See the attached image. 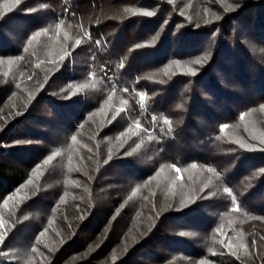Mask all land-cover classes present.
Returning a JSON list of instances; mask_svg holds the SVG:
<instances>
[{
    "label": "trees",
    "instance_id": "obj_1",
    "mask_svg": "<svg viewBox=\"0 0 264 264\" xmlns=\"http://www.w3.org/2000/svg\"><path fill=\"white\" fill-rule=\"evenodd\" d=\"M141 10L152 11L154 15L144 16ZM64 30L74 32L72 38L83 39L86 50L82 53L88 58L79 64L77 61L83 57L80 50L76 47L70 51L57 40L56 45H62L53 60L45 62V75L61 68L56 81L68 88L71 81L74 85L78 81H82L81 85L92 84L87 73H99L113 92L132 97L125 112L132 115L134 124L141 126V118H148L157 137V144L151 150L159 158L156 165L150 163L152 166L144 167L142 175L135 173L139 168L136 161L123 154V157L116 155L119 152L111 160L120 161L105 174H120L126 178L122 182H135L134 189H139V195L140 184L157 178L161 169H171L169 174L173 175L172 170L179 168L191 185L196 182L201 185V176L211 173L217 187L214 191L202 190L203 198L197 197L186 211L184 207L181 213H171L177 212L173 211L177 206L173 203L171 209L165 210L170 212L165 213V216L170 214L167 218L178 220L174 225L196 233L198 238L194 243L170 238L171 235L159 229L157 220L149 235L131 232L127 237L124 233L127 228L122 230L120 224L123 221L130 224L128 214L103 215L94 209L81 224H75L78 226L65 242L43 249L44 264H173L172 251L192 264H264V149L251 150L254 144L249 142L251 139L245 140L252 120L264 116V57L257 55L258 52L264 55V0H0V61L16 60L22 65L33 51V39L40 36L65 39ZM9 33L11 39L23 42L17 47L12 43L11 47ZM249 39H255L257 46L249 48ZM210 47L215 49V58L197 64L199 68L206 67L201 74L170 76L168 72L176 62L185 65L195 61ZM62 56H67L66 60L58 61ZM73 67L75 73H71ZM32 76V81L42 80ZM12 83L9 80L7 85L1 84L8 94L1 95L0 87V110L12 107L7 100L18 99L11 94L16 84ZM200 85L207 98H202ZM236 86L241 90L239 93L233 91ZM86 89L69 92L71 98L67 101L59 95L38 94L35 100L0 112L3 115L0 124L4 126L0 127V210L8 196L28 182L30 168L44 157L45 153L38 156L32 147L26 149L30 140L42 139L55 148L57 143L51 140L54 133L62 132L67 138L65 143L73 142L72 137L89 123L99 96L94 97L91 89ZM141 95L145 97L143 101ZM91 100L94 103L90 104ZM131 103L135 104L130 107ZM44 104L49 105L55 117L41 119L43 131L38 133L30 127L39 123L36 118L33 122L31 113L37 115ZM225 124L228 128L222 131ZM111 126L109 131L118 135L128 134L131 129L124 121ZM47 127L54 132H46ZM234 136H239L236 142ZM24 150L30 153L27 159L21 155ZM204 150L208 152L204 154ZM223 154H227L225 162L220 161ZM225 188L229 191L225 192ZM37 194L23 207L24 212L27 208H38L35 214L39 219L32 218L30 222L31 226L37 223L29 236L31 250L34 246L39 248L37 241L51 232L49 223L57 212L54 210L59 204H69L56 203L59 195L45 199ZM130 197L133 198L127 195ZM47 207L53 209L48 217L44 213ZM167 221L162 222L166 225ZM15 222L20 232L22 225L19 220ZM64 222L61 218L59 225L63 227ZM31 226L26 229L31 230ZM115 233L125 236L120 238ZM200 234L207 238L205 245L199 243ZM173 242H183L180 244L183 246L173 250L170 247ZM242 245L247 247V253Z\"/></svg>",
    "mask_w": 264,
    "mask_h": 264
},
{
    "label": "rangeland",
    "instance_id": "obj_2",
    "mask_svg": "<svg viewBox=\"0 0 264 264\" xmlns=\"http://www.w3.org/2000/svg\"><path fill=\"white\" fill-rule=\"evenodd\" d=\"M9 8L11 7H7L6 9ZM7 14L8 13H6V15ZM243 33L245 34L246 32L243 31ZM63 35L65 39H51V37L46 38L44 36H40L39 39H33V51H30V54L27 55L26 58L27 62L22 65L16 62V60L0 61L1 95H4L5 93L8 94V92L5 91L6 89L2 88L1 84L5 83V85H7V81L11 80L13 85L14 83L17 85V87L15 85L12 86L11 94L12 96L17 95L13 98H18L12 99L10 97L11 99H9V101L7 100V103H11L12 107H7V109L5 108L4 110L1 109L0 112L2 113L19 106V103L21 102L25 104L35 100L38 94H50L53 96L59 95L61 97L63 96V100L67 101L71 98L70 93H77L80 88L83 89V91H86V87H88L93 92L91 95L93 94L94 97L99 96L96 98L95 103L91 100L92 102H90V104L94 103L92 110L95 111L92 113L93 115L90 116L91 118L89 123H85L87 125H84V128L80 130L73 142L69 140V142L65 143L64 139L67 138L65 135H62V132H56L54 133V137H51L53 144L57 143L58 147L55 148L54 146H51V144L44 142L42 139L29 141V145L26 149L32 147L31 149L34 150L38 156L45 153L44 157L46 158L41 157V160L37 161L35 167L30 168L31 174L29 175L28 182L10 194L2 205L0 210V222H2L3 227L0 228V234L4 236V240L0 243V264H44L45 255L43 249L47 246L48 248H53L57 244H60L62 240L65 242L67 237L70 236V233L75 230V226L81 224L86 215L90 214L94 209L95 211L98 210V212H103V215L112 213L125 216V214H128V216H130V224H127V221H123L120 224L122 226V230L127 228L126 232H124L125 235L132 232L136 235L138 234L140 236L141 234V236L145 237L151 233V226L153 223L156 224L155 220H157L160 221L159 229L162 228L163 232L171 235L172 237L169 236L170 238H182V241L188 240L194 243L196 238H198L196 233L191 232V229L189 230L186 227L183 228L174 225V223L178 222V220L175 218L171 220L167 218L170 214L165 216V213L170 212L165 210L169 208L171 209L173 203V206L177 205L175 208L176 210L173 211L177 212L171 213L176 215L179 211V213H181V209H184V207V211H186L188 206L191 207L197 197L203 198L202 190L206 191L212 188V191H214L217 185H215L213 183L214 181L211 180L213 178L212 174L209 173L203 177L201 176V178H203L201 185L198 182L191 185L184 179L182 172L177 173L175 169L172 170V175L169 174L171 169H161L158 175H156L157 178L154 177L144 183L140 182V195L139 189H134L135 182H122L121 179L126 178L120 174H105L111 167L114 166V164L120 161L116 160L114 162L111 160L115 157L114 154L119 152L116 155L121 154L120 157H123V154L128 157V159L135 160L137 166H139L137 172L135 173L142 175V169L151 165L150 163L156 165L157 159L159 158L153 153V150H151V146L157 144V137L153 134V130L150 125L151 123L148 118L145 119L142 117L141 124H143V126L140 125L139 128L136 127L137 123L134 124V119L130 118L132 115H127L125 112L126 106L133 100L132 97L127 94L113 92L108 82L99 73L98 75L94 72L92 74L87 73V78L91 79L92 84L85 82L83 86L80 84L82 81H78L76 85H74V82L71 81V83L67 86L68 88L63 87L61 82L56 81L57 73L62 72L61 68L58 71L53 70L49 76L45 75V62L53 60L57 48H59L62 44H65L66 46L64 47L68 48L70 51H75L76 47L80 50L83 57L77 61L79 64L82 65L84 59L87 57L82 53V50H86V44H84L83 39H78L76 37L72 38L74 35V32L72 31L70 32L64 30ZM10 36L11 34L9 33L10 39H8V41L11 47L12 43H14V47H17L16 45H18V43L23 42L11 39ZM57 40H60V43L62 44L56 45ZM77 40H80L79 45L76 44ZM249 40L251 41V43L247 44L249 48L253 47L254 44L257 46V41L255 39ZM3 49L7 50L6 47H3ZM214 52L215 49L210 47L209 51L203 55L207 57L206 63L214 61ZM257 55L264 57V55L259 54V52ZM66 57L67 56L63 57V60L60 59L58 61L63 62L66 60ZM201 57L197 59H200ZM184 64L185 65H183V63L176 64L175 67L168 72L170 76L175 77L185 74L191 75L189 69L194 70L195 74L198 72L201 74V70L206 69V67L199 68L194 61L185 62ZM74 67L71 73H75ZM16 74L21 75L20 77L18 76V78ZM214 74H216L215 71ZM32 75H34V77L39 76L42 80L32 81ZM253 78L257 77L253 75ZM3 79L8 80L6 81ZM28 82H30V84ZM198 90L202 94V98H207L205 97L207 95L202 85L198 87ZM17 91H21V93H17ZM233 91L234 93H239L241 90L238 86H236L233 88ZM187 99L191 102V94H188ZM134 104L135 103H131L130 107ZM196 111H198L197 103L195 104V111L193 112L196 113ZM31 115H33V122L39 120L38 124L34 123L30 126L33 128V131H37L38 133L43 131L41 119L47 120L46 117H55L50 113V108L47 104L40 106L37 110V115L33 113H31ZM2 116L3 115H0V118L3 120ZM261 116L262 117L260 119L255 117L250 123L249 128H247L249 131V137L245 138V140L249 141L248 139H251L249 142L254 144H252L254 147L251 149L254 151H262V148L264 149V143L261 142L264 141V116L263 114H261ZM135 117L137 118V116ZM121 121L126 122L127 126H130L131 128L128 131V134H123L124 138L123 135H118L109 131L112 127L111 123L117 124L121 123ZM1 122H3L4 125L7 123V121ZM1 126L3 125L0 124V127ZM221 127L222 131H224L227 130L228 125L225 124ZM125 130H127V128H125ZM45 131L54 132L53 129H48V127L47 129L45 128ZM229 134H233V131ZM234 137L235 138H233V140L236 142L237 137ZM238 139L239 136L237 140ZM249 142L247 143L249 144ZM237 143L239 146L242 145L240 142ZM247 143L243 144L246 145ZM137 145H139V147H137ZM26 152L27 150H24V153L21 154L25 159L30 156V153ZM203 152L205 154L208 151L204 150ZM226 155L227 154H223V160H220L221 162H225L227 160ZM49 156H52V159L45 164L44 161L47 160ZM216 156H219V153H216ZM109 157H111V159H109ZM201 159L203 160L202 157ZM150 183L151 185H149ZM37 193L44 195L45 199H49L52 195H59L55 201L56 203L69 202V204H63L62 206L59 204L57 208H60H56L54 210V213L56 210L57 212L55 214L53 213L54 216L49 223L51 232H48L44 236L40 237V240L36 243L39 244V248L34 246L36 251H32L30 248L32 243L30 242L31 239L29 236L33 230L36 229L34 227L37 223L35 222L33 226H31V223L32 218L35 220L39 219V217H36L35 214L38 208H27L24 212L23 207L25 202L28 199H32L33 195H38ZM127 195H132L133 198L130 197V199H128L129 197L127 198ZM117 200H119V202ZM123 201L125 203H122ZM66 205L69 206L65 207ZM52 212L53 209L50 207H47L44 210V213L46 214L45 216L51 214ZM39 215H42V213H38V216ZM61 218H64L65 220L63 227L59 225ZM16 220H19L22 225L20 232L17 231L19 229V224L17 226L14 225L15 223L17 224V222H15ZM163 220H168L166 225L163 224ZM77 223L78 225H75ZM28 226H31V230L26 229ZM124 233L121 235L115 233L114 235L123 238L125 236ZM181 233L184 234L182 235ZM162 238H165V236L161 237V239L158 237L157 239L163 241ZM155 240L153 242H155ZM205 240H207L206 236L200 234V245H205ZM177 243L178 242H173L170 247L173 248V250L181 249L183 245L180 244L183 242H180V244ZM178 254L179 253L174 251L171 252L170 258H172L171 262H173V264H192L186 258H181Z\"/></svg>",
    "mask_w": 264,
    "mask_h": 264
},
{
    "label": "snow or ice",
    "instance_id": "obj_3",
    "mask_svg": "<svg viewBox=\"0 0 264 264\" xmlns=\"http://www.w3.org/2000/svg\"><path fill=\"white\" fill-rule=\"evenodd\" d=\"M133 14H136V13H133ZM140 14H142V15H144V16L151 17V16L154 15V12H152V11H144V10H141V13H140ZM61 23H62V22H61ZM58 27H59V25H58ZM39 35H40V33L37 32V33H36V36H39ZM76 44L79 45V44H80V40H77V41H76ZM137 47H140V45H137ZM206 58H207L206 56H203V57H201L200 59L195 60L194 63H196V64H201L203 60H206ZM61 59H63V57H61ZM176 63L178 64L179 62H176ZM189 71L191 72L192 75H195V71H194V70L189 69ZM93 87H94V85H93ZM109 99H110V97H109ZM144 99H145V97H144L143 95H141V96H140V100L143 101ZM125 103H126V102H125ZM166 123H167V121H166ZM136 127H137V128L140 127L139 123L136 124ZM72 139L75 140L76 137L73 136ZM261 142L264 143V141H261ZM241 146H243V145H241ZM137 147H139V145H137ZM51 159H52V156H49L48 159L44 161V163L47 164L48 161L51 160ZM109 159H111V157H109ZM193 167H195V165H193ZM210 170H211V169H210ZM176 171H177V173H179V172H180V169H179V168H176ZM224 191H225V192H228L229 190H228L227 188H225ZM2 227H3V224H2V222H0V228H2ZM181 234L183 235L184 233H181ZM3 240H4V236H3L2 234H0V243H2ZM229 243H230V242H229ZM253 245H255V241H253ZM242 247L245 248V252L247 253V247H246V246H243V245H242ZM32 251H36V249L33 248ZM233 255H235V253H233Z\"/></svg>",
    "mask_w": 264,
    "mask_h": 264
}]
</instances>
